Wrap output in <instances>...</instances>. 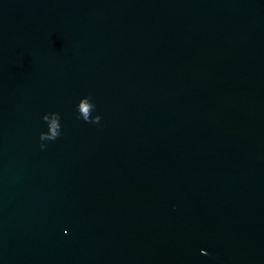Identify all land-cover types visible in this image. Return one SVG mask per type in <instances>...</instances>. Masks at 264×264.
<instances>
[{
	"label": "water",
	"instance_id": "obj_1",
	"mask_svg": "<svg viewBox=\"0 0 264 264\" xmlns=\"http://www.w3.org/2000/svg\"><path fill=\"white\" fill-rule=\"evenodd\" d=\"M0 264H264V0H0Z\"/></svg>",
	"mask_w": 264,
	"mask_h": 264
}]
</instances>
